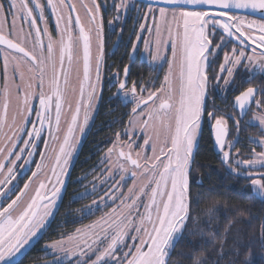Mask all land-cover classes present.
Segmentation results:
<instances>
[{
    "label": "snow or ice",
    "instance_id": "obj_1",
    "mask_svg": "<svg viewBox=\"0 0 264 264\" xmlns=\"http://www.w3.org/2000/svg\"><path fill=\"white\" fill-rule=\"evenodd\" d=\"M80 7L85 12L83 18L71 0H0V52L3 54L0 198L8 200L18 187L14 182L19 173L27 165L36 164V170L19 188L15 198L0 206V264H19L17 257L27 254L25 248L54 215L62 200L64 177L70 173L80 139L77 130L84 133L91 118L93 98L98 96L96 88L104 64L102 8L105 6L97 0L91 3L81 0ZM130 7L127 0H120L115 4V19H119L121 10L126 15ZM157 11L159 20L155 17ZM241 12L258 14L260 20L248 19V15L239 14ZM149 14L153 15V26L141 23V32L137 34L138 42L143 30L150 33L145 39L147 55L151 56L149 66H163L166 56L161 51L162 44L171 43L173 51L160 86L155 87V81H150L151 87L140 84L138 90L134 80L129 87L130 64L124 66L123 79L118 71L111 78L113 83H118L116 95L122 93L126 102L134 104L129 123L140 127L145 137L141 150L135 151L137 141L130 139L121 143L120 133H117L116 141L102 158L108 161V166L97 177L99 184L92 181L91 189L74 195L70 201L84 199L110 185L102 196L79 211L83 218L109 203L114 207L90 224L77 228L75 235L46 244L43 249L46 254L56 251L71 254V249L65 247L71 243L81 257L91 260V256H95L91 264H168L171 250L184 234L194 202L190 176L196 163V144L208 99L211 77L207 68L221 48L232 44L231 50L224 52L213 87L223 80L225 95L227 90H233L232 83L241 65H245L243 71L248 74L247 79L264 74V51L257 54V49H264V0H148L145 18ZM49 15L55 19V34L49 30ZM162 22L168 26L167 38ZM114 23L115 20L109 21L110 26ZM153 27L155 50L151 36ZM137 42L132 45L130 58L134 57ZM214 42L215 48L212 47ZM248 48H252L251 54ZM93 64L95 80L92 79ZM256 92L257 89L248 87L234 97L233 107L239 110V118L235 121L237 135L232 141L227 140L228 119L232 117L216 116L219 109L208 112L210 119L215 117L211 129L222 153V163L242 178L253 176L245 169L264 168V151L257 153L253 148L252 158L241 160L234 159L230 150L239 140L240 120ZM34 98L39 100L38 106L33 103ZM256 104L259 107L261 101ZM33 110L35 120L31 118ZM257 122L264 129V113L247 123L255 125ZM29 123L31 128L27 127ZM249 139L264 148V136L259 140ZM149 147L151 155L147 151ZM37 153L39 161L34 159ZM239 155L237 152L236 156ZM49 167L51 175L46 171ZM259 175L260 179H251V186L264 199V172ZM113 180L115 183H111ZM128 180L132 183L125 192ZM199 197L197 193L196 203ZM218 211L219 208L209 209V216ZM261 235L264 239V225ZM240 243L237 235L233 242L237 255ZM119 252L122 255L117 256ZM49 264L63 262L57 257ZM192 264H202V258H194Z\"/></svg>",
    "mask_w": 264,
    "mask_h": 264
},
{
    "label": "trees",
    "instance_id": "obj_2",
    "mask_svg": "<svg viewBox=\"0 0 264 264\" xmlns=\"http://www.w3.org/2000/svg\"><path fill=\"white\" fill-rule=\"evenodd\" d=\"M252 82L257 87L261 104L257 107L254 102L240 120L239 140L230 149L233 157H237L236 153L239 152L238 158L241 160L251 159L253 148L256 152L260 151V147L252 144L249 138L263 135L258 125H249L246 121L254 105L256 109L264 105V74L255 76ZM113 92L112 88L102 89L90 129L83 137L82 146L72 160L70 173L65 178L66 186L62 200L54 217L42 231L41 236L48 233L49 242L68 236L75 228L90 220V216L79 220L72 218V213L68 210L78 203L87 205L96 199L98 194L87 196L82 201L70 202V197L77 194L74 189L76 181H72L95 166V162L97 163L102 152L109 147L112 139L127 125L132 105L129 102L122 103ZM214 109H219L216 116L232 117L228 119L230 133L227 140L232 141L237 135L235 121L239 117L233 102L207 100L195 150L196 163L192 166L190 176L194 200L191 217L187 221L182 238L171 250L168 264H192L193 259L197 257L202 258V264H229L230 261H235V264H240L241 261H247L248 264H264V239L261 235L264 225V200L257 198L251 191L250 180L253 176L238 177L222 163V153L215 149L212 138L211 124L215 117H208V112ZM197 180L202 183H196ZM197 193H200L198 203L195 202ZM216 208H219V211L210 217L209 209ZM56 224L59 231H50ZM210 233L215 235H209ZM237 235L241 239L239 255L233 247ZM39 244L37 241L27 254L18 260L19 264H31L36 261L35 257H39V252L35 251L34 247Z\"/></svg>",
    "mask_w": 264,
    "mask_h": 264
},
{
    "label": "flooded vegetation",
    "instance_id": "obj_3",
    "mask_svg": "<svg viewBox=\"0 0 264 264\" xmlns=\"http://www.w3.org/2000/svg\"><path fill=\"white\" fill-rule=\"evenodd\" d=\"M132 2L136 9H128L127 14L123 10L119 13V19H115L117 17V11L115 8V4L120 3V0H97V3L104 5L102 8L103 14V51H104V64L102 68L101 80L97 84L99 86V94L97 98L98 101L101 97L102 89L112 88L114 91V95H116L118 83L112 82V74L114 72H119L120 78L123 79V69L127 64L131 65L130 73L128 76L129 87H131L132 81L137 82V87L139 90L140 84H145L151 87L150 81H155V87L160 86V82L163 80L164 72L166 69V63H163L162 67L156 68L155 66L150 67V55H147V52L144 55H141L143 39L149 34L147 33V29L143 30L142 36L137 42V34L141 32L140 25L141 23H147L149 25L150 19L153 17L152 14H149L147 18H145V13L148 11V5L138 3L134 0H128ZM135 8V7H134ZM75 17V13H73V18ZM51 16L49 15V30L53 32ZM115 20L113 25H109V21ZM134 42L138 43L137 50L134 54V57L130 58V54L132 53V45ZM218 42V38H217ZM216 42L213 43L212 47L215 48ZM227 46H232V44H228ZM225 47L221 48L219 52L216 54L213 62L207 68V73L211 79L208 82V101H231L234 102V97L239 94L240 91L245 90L248 87H253L257 89L256 86L253 85V78L247 79V73L243 71L244 67H240V70L232 83L233 90H227L225 95V89L223 87V80L220 81L219 85H216L215 74L220 71V64L222 63L223 57L221 53ZM228 50V49H226ZM264 51V49H259ZM227 75V72L224 73ZM260 75V74H258ZM257 76V75H256ZM92 77L95 80V66L93 64ZM258 90L255 95V99L252 104L258 100ZM97 107V106H96ZM91 125V124H90ZM90 129L88 127L87 131ZM81 143L80 148L82 146L83 137H80ZM80 150V149H79ZM24 176H27L25 174ZM66 186V183H65ZM65 186L63 188V192L65 191ZM39 236L37 237L36 242L39 240Z\"/></svg>",
    "mask_w": 264,
    "mask_h": 264
},
{
    "label": "rangeland",
    "instance_id": "obj_4",
    "mask_svg": "<svg viewBox=\"0 0 264 264\" xmlns=\"http://www.w3.org/2000/svg\"><path fill=\"white\" fill-rule=\"evenodd\" d=\"M71 2L76 4L77 9H78V11H79V14H80L81 17L83 18L84 15H85V12H84V10L80 7L81 0H71ZM83 2H85V3H91V0H83ZM127 2L131 5V7H130L129 9H133V10L136 9V6H134V5L132 4V2H130V1H128V0H127ZM134 7H135V8H134ZM152 16H153V15H152ZM155 17H156L157 20H159V12H158V11L155 13ZM10 19H11V18L9 17V20H10ZM248 19H256V18L248 17ZM51 20H52L51 23H52L53 34H55V19H54V17H52ZM256 20L259 21L260 19H256ZM149 26H150V27L153 26V17L150 19ZM41 27H43V25H41ZM167 27H168L167 24H164V23L162 22V29H163V34H164L165 38H167V36H168ZM172 27H173V30L175 31V27H176L175 24H173ZM25 30H27V29H25ZM147 33L150 35V33H149L148 30H147ZM151 36H152V39H153V50H155V44H154V40H155V29H154V27H153V30H152ZM146 38H148L147 35H146V36L144 37V39H143V45H142V50H141V55H144V56H145V54H146V52H145V51H146V47H145V39H146ZM225 48L228 49V50L224 49L223 52L221 53V56H222L223 58H224V52H225V51H230L231 48H232V46H227V47H225ZM93 51H94V53L96 52V48H95V47H94ZM161 51H162V52L165 54V56H166V59H165V61H164V62L166 63V69H165V72H164V75H165V74L168 72V63H167V60H171V59L173 58V51H172L171 43H168L167 46H165V45L162 44V45H161ZM260 51H261V50L257 49V54H259ZM247 52H248L249 54H251V52H252V48H248V49H247ZM2 55H3L2 52H0V89L3 88V72H2L3 61H2ZM178 55H179V50H178ZM177 59H178V56H177ZM150 60H151V57H150ZM222 62H223V59H222ZM240 67H245V65H241ZM241 70H242V69H241ZM175 71L178 73V71H179L178 65H177ZM9 76H11V72L9 73ZM226 76H227V75H226ZM92 79H93V77H92ZM17 82H18V79H17ZM73 82L75 83V74H73ZM157 87H159V86H157ZM89 90H90V89H89ZM96 91H97V93L99 94V86H98V85H97ZM76 94H77V97H78V96H79L78 85H77V92H76ZM118 97H119V99L122 101V103H126V101L123 99V94H122V93H121V95L118 96ZM97 98H98V96L93 98V108L91 109V118H90V120H89L88 125H87L86 128H85L84 133L81 134V133H79V131L77 130V135H78L79 137H84V136H85V134H86V132H87V129H88V127L90 126V124H91V122H92V120H93V117H94V114H95V111H96V108H97V107H96V106H97ZM257 101H260V98H259ZM33 103H34L35 105L38 106V105H39V100L34 98ZM129 103H130V102H129ZM255 103H256V102H255ZM255 103H254V104H255ZM130 104L132 105V107L134 106L133 103H130ZM131 109H132V108H131ZM11 111H12V110H11V108H10L9 116H11ZM262 113H264V105L262 106V108H259V109H256V107H255V105H254V107L252 108V113H251V115L249 116V118H248V120H247L246 122H248V121H250V120H253V119H254V116H256V115H258V114H262ZM31 118H32L33 120L36 119V116H35V110L32 111V113H31ZM82 118H83V109H82V111H81V119H82ZM202 118H203V114H202ZM130 119H132V117H131V112H130V116H129V118H128L127 125H126V127L124 128V130L121 131L119 139H120V142H121V143H127L130 139H131L132 141H137L138 143H137V145H136V147H135V151H140V150H141L140 145L143 144V140H144L145 137L141 134V129H140V127L135 126L134 124H130V123H129ZM213 123H215V121H214ZM201 125H202V122H201ZM255 125H258V126L260 127V129L262 130V133H263L262 136H264V129L261 128V126L258 124V122L255 123ZM31 126H32L31 123H29V124L27 125V127H29V128H31ZM200 130H201V128H200ZM133 132H135L136 134H135V135H132ZM126 133H127V134H126ZM199 133H200V132H199ZM47 135H48V133H47V131H46V132H45V136H47ZM198 138H199V136H198ZM260 138H261V137H253V139H255V140H259ZM116 139H117V134H116V136L112 139V142H111V144L109 145V147L106 148V149L102 152V154L100 155V157H99L97 163L95 162V166H94L92 169H90V170H89L88 172H86V173H81L77 179H75V180L72 181V182L76 181V184H75L76 187H75L74 189L77 190V192H76L77 194L82 193V192H85V191L88 190V189H91V188H92V181H94V180L96 181L97 184H99V180L97 179V177L100 175L101 171H102L103 169H105V168L108 166V161H107L106 159H104V160L102 161V158L106 156L107 150H108L110 147L113 146V143L116 141ZM197 143H198V141H197ZM251 143H252V142H251ZM252 144H254V143H252ZM254 145L258 146L257 144H254ZM196 146H197V144H196ZM40 147H41V149H43V147H44L43 142H41ZM259 147H260V146H259ZM225 150L227 151V150H229V149H228V148H225ZM118 151H119V149H118ZM124 151L127 152L128 149L125 148ZM147 151H148V154L151 155V151H152V150H151V147H149V148L147 149ZM261 151H264V148H261V147H260V151H259V152H261ZM259 152H257V153H259ZM25 155H26V154H25ZM74 155H75V152H74V154H73V158H74ZM73 158H72V160H73ZM114 158H115V157H113V159H114ZM133 158H135L134 152H133ZM233 158L235 159V158H238V157H233ZM34 159H35V161H39V160H40V156H39L38 153L35 155ZM238 159H240V158H238ZM72 160H71V162H72ZM20 163H23V161H21ZM34 170H36V164L33 162V163L27 165V166L23 169V171H21V172L19 173L17 180L14 182L15 184L18 185V187L16 188V191L10 194V198H9L8 200H4L3 198H0V201H2V203H0V206L6 205L8 202H10V199H14V198H15L16 192L19 191V188H20V187H23V184L27 181L28 176H30V175L32 174V171H34ZM46 171H47V174H48V175H51V168H50V167H49ZM245 172H252V173H253V177H252L251 179H260V175H259V174L262 173V172H264V168H260L259 166H257V167H255V168L245 169ZM25 174H27V176H24ZM106 174H107V173H105V175H106ZM254 176H258V177H254ZM81 177H84V178L81 179ZM41 178H43V174L41 175ZM118 178H119V176H117V179H118ZM64 179H65V177H64ZM53 181H55V177H54V176H53ZM46 182H47V181H46ZM111 183H115V181L113 180ZM131 183H132L131 180H128V181H127V185H125V187H124V191H125V192L127 191V186H128V185H131ZM88 184H90V185L87 186ZM37 186H38V181H37ZM86 186H87V187H86ZM108 186H110V185H108ZM108 186H105L102 190H101V189H98L96 192H94V193L98 194L97 197H96V199H98L99 196H102V195L104 194V192L107 191V187H108ZM85 187H86V188H85ZM83 188H85V189L83 190ZM250 188H251L252 193H253L257 198H259V199H261V200H264V199H262L260 196H258V195L254 192V189H253L252 186H251V180H250ZM63 193H64V192H62V196H63ZM94 193H92V195H93ZM33 194H34V193H33ZM77 194H75V195H77ZM73 196H74V195H72V196L70 197V200H71V198H72ZM89 196H91V195H89ZM89 196H88V197H89ZM80 200L82 201V199H80ZM94 200H95V199H94ZM81 201H80V202H81ZM92 201H93V200H92ZM92 201H90L88 204H90ZM60 202H61V200L58 202V206H59ZM117 203H119V202H117ZM88 204H87V205H88ZM82 207H83V206H82L81 204L78 203V204H76L72 209H69L68 212H71V213H72V216H71L72 218H76V219L79 220V219H81V213H80L79 210H80ZM113 207H114V205H112L111 203H109L106 207H102L100 210L96 211L93 215H90V220H89V221H87L86 223H84V224L78 226L77 228H81V227H83L84 225L90 224L92 221L98 219L103 213L110 211ZM57 208H58V207H57ZM56 210H57V209H56ZM56 210H55V212H56ZM141 211H143L142 208H141ZM55 212H54V214H55ZM73 214H74V215H73ZM53 217H54V215L51 216V217L48 219V221H47V223H46V227H47V225L50 223V221L52 220ZM46 227H45V228H46ZM57 227H58L57 224H56V225H53V226L51 227L50 231H51V230H55L54 232H58V231H59V230H58L59 228H57ZM45 228H44V229H45ZM52 228H54V229H52ZM77 228H75V230H76ZM44 229H43V230H44ZM43 230H42V231H43ZM75 230H74L72 233H70L69 235H75ZM42 231H41L40 234H38V236L40 237V239H39L40 241L38 240V242H40V244H39L37 247H36V246L34 247V248H35L34 250L39 252V253H37V255H38L39 257H35V258H37L36 261H34V262L31 263V264H49V262L55 260L57 257H60V258H61L63 264H69V261H71V264H78V262H83V264H91V260H94V259H95V256H91V260H89L87 257H81V256L79 255L78 250H77L75 247H73V245H72L71 243L65 245V247L71 249V254L66 255L64 252H61V251H56L54 254H46V252L43 250V249H44V246H45L46 244H51V243H53V242H55V241H58V240H60L61 238L49 242V241H47V239H48L47 234H48V233H47L45 236H44V235L41 236ZM57 234H58V233H57ZM69 235H68V236H69ZM68 236L64 237V239H66ZM129 243H131L130 240H129ZM39 250H40V251H39ZM49 251H51V250H49ZM35 253H36V252H35ZM96 254L98 255L99 253H96ZM35 255H36V254H35ZM35 255H34V256H35ZM116 255H117V256H120V255H122V252L116 253ZM39 258H40V259H39Z\"/></svg>",
    "mask_w": 264,
    "mask_h": 264
},
{
    "label": "water",
    "instance_id": "obj_5",
    "mask_svg": "<svg viewBox=\"0 0 264 264\" xmlns=\"http://www.w3.org/2000/svg\"><path fill=\"white\" fill-rule=\"evenodd\" d=\"M134 1H136V2H138V3H141V4L148 5V0H134ZM239 14H241V15H245V14H247L248 17H252V18H256V19H260V16H259L258 14L253 15V14H250V13H244V12H241V13H239ZM0 47H2V46H0ZM252 102H253V101H252ZM252 102H251L250 107L252 106ZM250 107H249V108H250ZM234 109L237 110L238 113H239V110H238V109H236V108H234ZM248 110H249V109H248ZM248 110H247V112H248ZM245 115H246V114H245ZM245 115H244V116H245ZM212 138H213V143H214V147H215V149H216L218 152H220L218 146H217L216 143H215V138H214V133H213V131H212ZM80 143H81V140H79V142H78V146H77V150H76V152H75L74 158H75V156L77 155V153H78V151H79V149H80ZM74 158H73V159H74ZM65 178H66V177H65ZM37 237H38V236H37ZM37 237L33 238V240L31 241V243L25 248L24 251H25L26 253H27V252L29 251V249H31V248L33 247V245L36 243ZM23 256H24V254H22L21 256H18V257H17V260L21 259Z\"/></svg>",
    "mask_w": 264,
    "mask_h": 264
}]
</instances>
